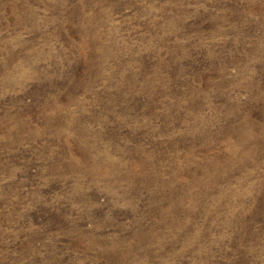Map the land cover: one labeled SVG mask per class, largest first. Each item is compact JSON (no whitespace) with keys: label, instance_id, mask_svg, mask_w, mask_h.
Returning a JSON list of instances; mask_svg holds the SVG:
<instances>
[{"label":"rangeland","instance_id":"obj_1","mask_svg":"<svg viewBox=\"0 0 264 264\" xmlns=\"http://www.w3.org/2000/svg\"><path fill=\"white\" fill-rule=\"evenodd\" d=\"M0 124V264H264V0H0Z\"/></svg>","mask_w":264,"mask_h":264},{"label":"bare ground","instance_id":"obj_2","mask_svg":"<svg viewBox=\"0 0 264 264\" xmlns=\"http://www.w3.org/2000/svg\"><path fill=\"white\" fill-rule=\"evenodd\" d=\"M251 1V0H250ZM79 8V7H78ZM90 11V10H89ZM80 17V16H79ZM81 20H83V19H81ZM92 21H93V18H92V16L91 17H89V18H86V19H84V22L82 23V24H85L86 25V27H85V29H88V27L90 26V24L92 23ZM95 21V20H94ZM75 23V22H74ZM81 24V25H82ZM101 25V24H100ZM84 28V27H83ZM84 33V32H83ZM80 35V34H79ZM108 35V34H107ZM91 39V38H90ZM112 39V38H111ZM85 44V43H84ZM103 44V43H102ZM86 45V44H85ZM88 47V46H87ZM79 48V50L83 53L84 51H85V46H79L78 47ZM103 50V49H102ZM31 53V52H30ZM29 53V54H30ZM99 53V52H98ZM37 55V54H36ZM36 57V56H35ZM28 58V57H27ZM38 58V57H37ZM36 58V59H37ZM101 60V59H100ZM37 62H39V60H37V61H33V63H32V68H33V70L37 67L36 66V64H37ZM141 62V61H140ZM28 64V63H27ZM31 65V64H30ZM36 66V67H35ZM98 68V67H97ZM17 69V68H16ZM15 69V70H16ZM30 69V68H29ZM28 69V70H29ZM17 70H19V69H17ZM38 70V69H37ZM19 72H21V71H19ZM19 72H18V74H19ZM8 74V73H7ZM17 74V75H18ZM22 74V73H21ZM23 75V74H22ZM33 75V74H32ZM40 75V74H39ZM97 75V74H96ZM21 76V75H20ZM25 76V75H24ZM110 77V76H109ZM23 78V77H22ZM30 78V77H29ZM25 79V78H24ZM37 79V78H36ZM8 80V79H7ZM11 81H13L14 82V80H11ZM18 81V80H17ZM21 81H22V79H21ZM24 81V80H23ZM20 82V81H19ZM7 83V82H6ZM3 84V83H2ZM20 84V83H19ZM8 85V84H7ZM20 88V87H19ZM117 90V89H116ZM13 91V90H12ZM110 97V96H109ZM108 97V98H109ZM72 100V99H71ZM79 101V100H78ZM68 102V101H67ZM73 102V101H72ZM85 102V101H84ZM54 103V102H53ZM82 104V103H81ZM54 105V104H53ZM83 105V104H82ZM46 106L47 107H49L50 108V110H51V113H50V115H47V116H45V120H46V122L48 121V123L51 121H54L56 118H57V116H58V114H60V113H62L63 114V112H65V114L64 115H66L65 116V120L67 121V122H70V123H72V125H76L77 124V117H78V115H76L77 117L75 118L74 117V115L69 111V109H67L66 107H59V106H55V107H50L51 105L48 103V102H46ZM65 106V105H64ZM68 106V105H67ZM151 106V105H150ZM78 107L80 108L81 106L78 104ZM46 110V109H45ZM49 110V111H50ZM83 110V109H82ZM84 112V111H83ZM124 112V111H123ZM167 112V111H166ZM32 113V112H31ZM169 114V113H168ZM21 116V115H20ZM29 117V116H28ZM61 119H63V118H61ZM81 120H83V119H81ZM3 122V121H2ZM9 122V121H8ZM84 122V121H83ZM79 123H80V121H79ZM1 125V124H0ZM46 125V124H45ZM48 125V124H47ZM46 125V126H47ZM71 125V126H72ZM74 125V126H75ZM79 125V124H78ZM246 125V124H245ZM68 126V125H67ZM77 126V125H76ZM75 126V127H76ZM86 126V125H85ZM1 127V126H0ZM88 127V126H87ZM244 128V127H243ZM80 129V128H79ZM78 129V130H79ZM236 129V128H235ZM11 130V129H10ZM55 130V129H54ZM233 130V129H232ZM235 131V130H234ZM247 131V130H246ZM4 132V131H3ZM9 132V131H8ZM12 132V131H11ZM75 132V131H74ZM81 132V131H80ZM7 133V132H6ZM10 133V132H9ZM68 133V132H67ZM88 133V132H87ZM35 134V133H34ZM44 134V133H43ZM80 134V133H79ZM79 134H77V135H79ZM86 134V133H85ZM6 135V134H5ZM4 135V136H5ZM88 135V134H87ZM238 135H239V133H238ZM11 136H13V135H11ZM63 136V135H62ZM1 137V136H0ZM6 137H7V135H6ZM64 137H66V136H64ZM63 137V138H64ZM68 137V136H67ZM2 138V137H1ZM4 138V137H3ZM72 138V137H71ZM74 138V137H73ZM7 139V138H6ZM5 139V140H6ZM10 139H11V137H10ZM33 139H34V137H33ZM240 141V140H239ZM238 141V142H239ZM19 142V141H18ZM66 142H67V140H66ZM244 142H242V144H243ZM7 144V143H6ZM11 144V143H10ZM23 144V143H22ZM103 145V144H102ZM4 147V146H3ZM91 147V146H90ZM67 149V148H66ZM116 150V149H115ZM238 150V149H237ZM88 151V150H87ZM90 151V150H89ZM92 151V150H91ZM120 151H122V150H120ZM140 152H142V151H137L136 153H138V155L139 156H141V154H140ZM94 153V152H93ZM92 153V154H93ZM99 153H101L100 151H99ZM105 153V152H104ZM104 153H102V154H104ZM84 154H86V153H84ZM96 154V153H95ZM235 154V153H234ZM137 155V154H136ZM245 156V155H244ZM92 158V159H91ZM90 159V161H92L93 163V165H92V170H94V169H96V173L98 174V175H100V176H102L103 174L104 175H106V173L105 172H110V174L112 175V174H116L115 173V171H117V169L120 167H117V163L113 160V158L110 156V155H102V157L100 156V155H93V157H91ZM101 158H102V160H101ZM139 158V157H138ZM144 158V157H143ZM248 158V157H247ZM82 159V158H81ZM141 159V160H140ZM139 159V162L142 164L141 165V167H142V175H143V179L144 178H146V179H152V177L151 176H153V177H155V182H156V180H158V181H160V180H162L163 181V183L161 184L162 185V189L164 190V189H166L167 187H169L170 186V183L172 184V177H171V180L170 181H164L163 179H162V177H160V175H157L156 176V172H154L153 171V173H154V175H149V177L147 178L146 177V175H148V172H149V169L151 168V167H153V166H155V162H156V160H155V158H153V156H152V158H145V160H143L142 158H140ZM163 159V158H162ZM245 159H246V157H245ZM245 159H244V162H245ZM159 160V159H158ZM135 161V160H134ZM138 161V160H137ZM85 162H87V161H85ZM118 162V161H117ZM159 162V161H158ZM74 163H75V161H74ZM79 163H81V162H79ZM88 163V162H87ZM91 163V162H90ZM89 164V163H88ZM157 164V163H156ZM65 165V164H64ZM82 165V163L80 164V166ZM83 165H85V163L83 164ZM119 165V164H118ZM160 165V164H159ZM69 166H71V165H69ZM76 166V165H75ZM86 166V165H85ZM74 167V166H73ZM150 167V168H149ZM223 167V166H222ZM79 168V167H78ZM81 168H82V166H81ZM117 168V169H116ZM160 168V167H159ZM77 169V168H76ZM119 169H121V168H119ZM153 169L155 170V171H160V169L159 170H157V168L156 167H153ZM131 170V169H130ZM152 170V169H151ZM79 171V170H78ZM78 171H77V173H78ZM82 171V170H81ZM81 171H79V172H81ZM103 171H105V172H103ZM85 172V171H84ZM119 173V172H118ZM95 174V173H94ZM129 174H131V172L129 173ZM126 175L125 174V177H119V176H117V177H115V178H119V179H131L132 178V176L131 175ZM158 174V173H157ZM118 175V174H117ZM138 175V174H137ZM74 176V175H73ZM81 176V175H80ZM89 176V175H88ZM96 176V175H95ZM108 176V175H107ZM107 176H106V178H107ZM110 176V175H109ZM162 176V175H161ZM172 176V175H171ZM83 177H85V176H83ZM104 177V176H103ZM86 178H87V176H86ZM109 178H111V177H109ZM115 178H113L112 177V179L113 180H115ZM82 179V178H81ZM90 179V178H89ZM97 179V178H96ZM78 180V179H77ZM84 181V180H83ZM91 181H92V179H91ZM94 181V180H93ZM102 181V180H101ZM116 181V180H115ZM119 182V181H118ZM122 182V181H121ZM127 183V182H126ZM131 183H132V181H131ZM153 183V182H152ZM205 183V182H204ZM203 183V184H204ZM95 184V183H94ZM98 184V183H97ZM129 184V183H128ZM202 184V183H201ZM160 185V184H159ZM198 186H200V185H198ZM21 187V186H20ZM81 187V186H80ZM76 188V187H75ZM131 189V188H130ZM134 189V188H133ZM161 189V188H160ZM2 192V191H1ZM78 192V191H77ZM130 192H131V190H130ZM129 194V193H128ZM160 194V193H159ZM158 194V195H159ZM220 194V193H219ZM79 195V194H78ZM226 195V194H225ZM122 196V195H121ZM127 196H129V195H127ZM188 196V195H187ZM191 196V195H190ZM221 196V195H220ZM193 197V196H192ZM223 197V196H222ZM226 197V196H225ZM171 198H172V195H171ZM185 198V197H184ZM183 198V199H184ZM194 198V197H193ZM198 199V198H197ZM226 199V198H225ZM232 199V198H231ZM194 200V199H193ZM195 201V200H194ZM169 202V201H168ZM189 202H190V200H189ZM194 203H196V202H194ZM183 205V204H182ZM121 206V205H120ZM165 210V209H164ZM166 212L169 214V212L170 213H172V202H171V206H170V208H168V210H166ZM16 213V212H15ZM11 215V214H10ZM7 216H8V214H7ZM10 220V219H9ZM160 222V221H159ZM162 222H164V220L162 221ZM171 224V227H172V223H170ZM176 224V223H175ZM163 225H165V224H163ZM168 225V224H167ZM166 226V225H165ZM152 230H153V228H152ZM154 230H155V228H154ZM168 230V229H167ZM148 231H150V230H148ZM173 231V230H172ZM140 232V231H139ZM142 232V231H141ZM140 232V233H141ZM154 232V231H153ZM156 232V231H155ZM185 232V231H184ZM137 233V232H136ZM139 233V234H140ZM157 233V232H156ZM138 234V233H137ZM151 235H152V233H151ZM150 235V236H151ZM156 235V234H155ZM161 235V234H160ZM171 235V234H170ZM154 236V235H153ZM152 236V237H153ZM165 236H167V235H165ZM176 236V235H175ZM178 236V235H177ZM192 236V235H191ZM161 237H162V235H161ZM180 237V236H179ZM138 238V237H137ZM137 238H136V240H137ZM145 239V238H144ZM143 239V240H144ZM155 240L157 239V236L154 238ZM140 240V239H139ZM148 240V239H147ZM150 240V239H149ZM152 240V239H151ZM170 240H171V243H172V238H170ZM122 241V240H121ZM140 241H142V240H140ZM145 241V240H144ZM191 241V240H190ZM90 242V241H89ZM150 242V241H149ZM157 242H159V241H157ZM156 242V243H157ZM188 242V241H187ZM94 243V242H93ZM122 243H123V241H122ZM142 243V242H141ZM164 243V242H163ZM189 243V242H188ZM112 244V243H111ZM127 244V243H126ZM126 244H124V245H126ZM130 244V243H129ZM138 244H140V243H138ZM151 244V243H150ZM154 244H155V242H154ZM157 244H161V243H157ZM123 245V246H124ZM136 245V244H135ZM143 245H145V244H143ZM91 246V245H90ZM132 246V245H131ZM137 246V245H136ZM140 246V245H139ZM146 246H148V245H146ZM149 246H151V245H149ZM158 246V245H157ZM171 246V245H170ZM111 247H112V245H111ZM116 247H118V246H116ZM121 247V246H120ZM128 247V246H127ZM141 247V246H140ZM139 247V248H140ZM153 247V246H152ZM161 247H163V246H161ZM161 247H159V248H161ZM187 247V246H186ZM115 248V247H114ZM138 248V249H139ZM185 248V247H184ZM111 249V248H110ZM113 249V248H112ZM126 249V248H125ZM131 249H132V247H131ZM164 249V248H163ZM162 250V249H161ZM112 251V250H111ZM117 251H118V249H117ZM131 252H132V254H136L135 252H133L132 250H130ZM130 251H128V252H126L125 254H128V253H130ZM172 251V250H171ZM87 252V251H86ZM116 252V251H115ZM146 252V251H145ZM144 252V253H145ZM149 252H151V251H149ZM155 252V251H154ZM197 252H198V250H197ZM114 253V252H113ZM141 253H143V252H141ZM147 253V252H146ZM165 254V253H164ZM170 254V253H169ZM158 255V254H157ZM160 255H161V253H160ZM159 255V256H160ZM166 255V254H165ZM151 256V255H150ZM122 257H123V260L124 259H126V255H123L122 254ZM155 257V256H154ZM165 257V256H164ZM168 257V256H167ZM115 258V257H114ZM152 258V257H151ZM113 259V258H112ZM156 259V258H155ZM158 259H159V257H158ZM161 259V258H160ZM120 260V259H119ZM119 260H117V261H119ZM152 260V259H151ZM162 260V259H161ZM166 260V259H165ZM165 260H164V262H165ZM139 261H141V260H139ZM153 262V261H152ZM161 262V261H160ZM127 263V262H126ZM140 263V262H139ZM149 263V262H148ZM116 264V263H115ZM162 264V263H161ZM165 264V263H164Z\"/></svg>","mask_w":264,"mask_h":264}]
</instances>
